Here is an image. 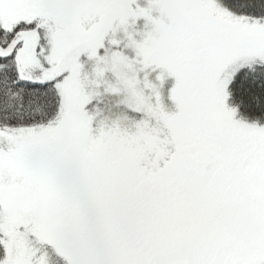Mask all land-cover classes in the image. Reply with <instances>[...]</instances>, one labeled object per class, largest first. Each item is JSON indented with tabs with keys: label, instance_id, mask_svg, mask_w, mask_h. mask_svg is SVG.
<instances>
[{
	"label": "snow or ice",
	"instance_id": "obj_1",
	"mask_svg": "<svg viewBox=\"0 0 264 264\" xmlns=\"http://www.w3.org/2000/svg\"><path fill=\"white\" fill-rule=\"evenodd\" d=\"M0 264H264V0H0Z\"/></svg>",
	"mask_w": 264,
	"mask_h": 264
}]
</instances>
